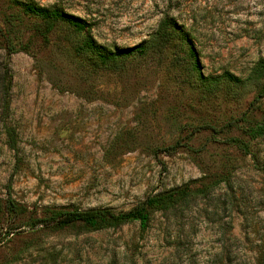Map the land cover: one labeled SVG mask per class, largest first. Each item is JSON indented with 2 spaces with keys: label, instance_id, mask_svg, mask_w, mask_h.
Wrapping results in <instances>:
<instances>
[{
  "label": "rangeland",
  "instance_id": "rangeland-1",
  "mask_svg": "<svg viewBox=\"0 0 264 264\" xmlns=\"http://www.w3.org/2000/svg\"><path fill=\"white\" fill-rule=\"evenodd\" d=\"M22 1L87 19L111 50L152 41L173 17L201 70L179 38L99 66L76 50L82 34L57 23L44 35L39 17L0 0V264L264 263V136L246 133L248 118L264 119V98L222 128L264 87L250 79L264 59V0ZM226 71L244 82L211 87L199 75ZM177 141L175 152L156 153ZM220 174L229 180L189 207L154 213L146 230L137 221L97 231L23 224L48 209L128 210ZM9 196L25 216L5 211Z\"/></svg>",
  "mask_w": 264,
  "mask_h": 264
},
{
  "label": "trees",
  "instance_id": "trees-1",
  "mask_svg": "<svg viewBox=\"0 0 264 264\" xmlns=\"http://www.w3.org/2000/svg\"><path fill=\"white\" fill-rule=\"evenodd\" d=\"M22 10L30 15L39 17L43 25L39 27L40 32L44 35L48 34L57 23H65L74 32L82 34V41L76 47L79 53L89 54L93 57L94 63L99 66H110L116 64L122 59L131 56H143L151 48H159L175 38L185 42L188 47V54L193 58L194 68L198 71L201 70V63L198 58V52L190 40L189 34L185 31L184 27L178 23L173 17H165L159 26V29L154 35L152 41H143L131 47L116 48L115 50L109 49L106 45L99 43L92 35V25L87 19L64 11L57 6L47 7L41 6L31 1L14 0ZM91 57V58H92ZM204 81L213 87L222 82H231L239 84L244 82V79L226 71L223 75L218 77H205L199 74ZM264 78V59H262L253 69L250 79L261 80ZM264 98V87L254 97L248 109L243 113L240 119L229 122L222 128H232L237 126L238 122L243 118L249 116L253 106ZM249 125L246 128L250 140L257 139L264 136V119L263 120H246ZM214 129L210 125L205 128ZM194 132V131H193ZM196 132V131H195ZM227 141L238 146L245 154H251L250 145L248 141L240 137H229ZM183 145L181 141L164 148L157 149L159 152H175ZM15 148V146H12ZM228 175L220 174L211 182L202 183L200 186L192 187V183L188 182L181 186L174 187L165 192L149 194L145 199L137 203L135 206L128 210H116L109 207L80 209V208H58L48 209L47 213L43 216L28 215L27 220L23 224L35 227H47L55 230H62L66 228H77L79 230L97 231L105 228L119 227L125 223L137 221L141 228L146 230L153 219L156 212H167L176 210L178 208L189 207L190 204L199 197H207L212 189L221 182L228 181ZM1 207V205H0ZM5 211L14 218L25 216L27 209L19 204L12 196H9L4 204ZM13 231L7 230L4 234L9 235ZM1 234V232H0ZM264 264V263H262Z\"/></svg>",
  "mask_w": 264,
  "mask_h": 264
}]
</instances>
